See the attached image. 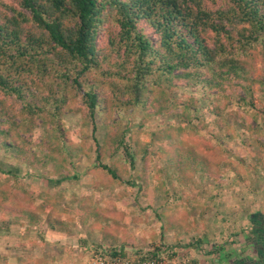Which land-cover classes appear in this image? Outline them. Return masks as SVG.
I'll return each mask as SVG.
<instances>
[{
	"label": "rangeland",
	"instance_id": "374dc122",
	"mask_svg": "<svg viewBox=\"0 0 264 264\" xmlns=\"http://www.w3.org/2000/svg\"><path fill=\"white\" fill-rule=\"evenodd\" d=\"M1 1L8 5L13 2ZM216 1L218 4L221 0ZM110 31L114 29L104 26V34L96 37V46L103 53L109 50L106 39ZM144 33L154 42L158 38L151 29L146 28ZM204 38L213 49L211 34ZM107 67L108 62L103 63L100 73L106 74ZM256 69L262 74L261 64ZM176 84L183 87L181 82ZM179 88L165 97L158 96L160 89L153 88L154 96L137 109L119 112L110 105L106 123L99 116L94 125L90 121L83 124L86 116L80 95L70 92L61 109L58 129H54L56 123L45 124L44 118H38L26 131L21 105L11 113H2L0 186L13 193L27 191L24 198L32 201L35 210L41 207L44 214L37 221L25 215L19 219L0 217V264H95L99 254L111 255L121 246H125L124 257L132 258L138 251L175 246L166 239L168 224L178 229L183 224L240 227L249 224L250 213L264 214V118L258 112L264 110V96L257 92L254 104L260 110L244 107V115L239 103L242 91L227 89L226 106L222 108L225 127L214 133L212 107L196 90L186 94L198 102L188 107L187 120L174 119V112L180 111L166 102L185 97ZM103 97L100 93L99 98ZM124 132L130 152L137 155L133 171L122 151L108 142L109 134ZM186 140L195 141L202 156L224 161L217 166L215 178L189 173L187 166L183 167L187 174H175L172 144L179 147ZM218 143L226 144L225 158L217 155L214 144ZM98 146L105 149L102 164L118 176L116 180L107 177L104 189L94 185L90 172L97 164ZM143 150L147 156L141 158ZM236 160L240 165H235ZM65 176L68 179L63 181ZM129 180L138 187L129 186ZM222 237L224 233L217 238ZM248 246L253 257L254 249Z\"/></svg>",
	"mask_w": 264,
	"mask_h": 264
},
{
	"label": "trees",
	"instance_id": "16d2710c",
	"mask_svg": "<svg viewBox=\"0 0 264 264\" xmlns=\"http://www.w3.org/2000/svg\"><path fill=\"white\" fill-rule=\"evenodd\" d=\"M12 1L8 5L0 0V115L21 105L26 131L38 118H44L45 124L56 123L54 129H58L69 92L80 95L86 116L83 124L90 121L94 125L99 116L106 123L111 106L119 112L137 109L154 96L153 88L160 89L157 95L165 97L179 88L177 82L183 84L179 89L185 97L166 102L180 111L174 112V119L187 120L188 107L198 102L186 94L196 90L212 107L214 133L225 127L222 108L226 106L227 89L242 91L239 103L244 115V107L260 110L254 99L257 92L264 96V0H221L218 4L216 0ZM104 26L114 29L107 36L106 53L96 46V37L103 33ZM146 28L158 37L155 42L145 35ZM207 34H211L213 49L205 41ZM105 62L107 73L101 74ZM258 64L262 74H257ZM100 93L104 94L102 100ZM258 112L264 118V110ZM125 135L109 134L108 142L122 151L133 171L137 155L130 152ZM214 146L218 156H227L226 144ZM175 148L172 169L177 176L190 170L215 178L217 166L224 162L202 156L195 141H182L177 147L180 150ZM104 150L98 146L97 164L90 170L98 189L107 186V177L118 179L114 170L102 164ZM146 156L143 150L141 158ZM127 184L138 187L133 180ZM26 193H13L0 186V217L41 219L43 210H35L32 201L24 198ZM247 223L264 224V214L250 213ZM124 247L111 251V255L124 256ZM154 250L170 251L159 246Z\"/></svg>",
	"mask_w": 264,
	"mask_h": 264
},
{
	"label": "crops",
	"instance_id": "0c3cea01",
	"mask_svg": "<svg viewBox=\"0 0 264 264\" xmlns=\"http://www.w3.org/2000/svg\"><path fill=\"white\" fill-rule=\"evenodd\" d=\"M260 227L264 224H183L180 229L168 224L166 239L177 247L179 256H186L193 264H264V230ZM248 244L254 249L253 257ZM175 246L167 247L173 251Z\"/></svg>",
	"mask_w": 264,
	"mask_h": 264
},
{
	"label": "built area",
	"instance_id": "2783aa9c",
	"mask_svg": "<svg viewBox=\"0 0 264 264\" xmlns=\"http://www.w3.org/2000/svg\"><path fill=\"white\" fill-rule=\"evenodd\" d=\"M165 248V247H164ZM160 251V250H159ZM175 251H165L163 253L156 252L154 249L150 251H138L132 258L124 256H112L110 254H99L95 259V264H192L185 256H179Z\"/></svg>",
	"mask_w": 264,
	"mask_h": 264
}]
</instances>
